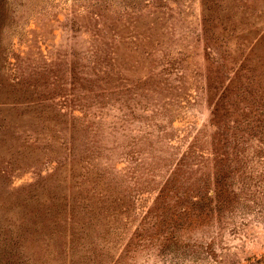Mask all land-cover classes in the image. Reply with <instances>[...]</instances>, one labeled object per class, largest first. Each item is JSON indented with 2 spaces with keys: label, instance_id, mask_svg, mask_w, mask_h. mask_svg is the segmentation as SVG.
<instances>
[{
  "label": "rangeland",
  "instance_id": "obj_1",
  "mask_svg": "<svg viewBox=\"0 0 264 264\" xmlns=\"http://www.w3.org/2000/svg\"><path fill=\"white\" fill-rule=\"evenodd\" d=\"M217 3L203 27L202 0H0V264H264L259 134L227 142L224 107L209 122L216 96L264 74V0ZM151 25L181 76L138 53ZM217 130L223 203L192 210L185 185L159 201Z\"/></svg>",
  "mask_w": 264,
  "mask_h": 264
},
{
  "label": "trees",
  "instance_id": "obj_2",
  "mask_svg": "<svg viewBox=\"0 0 264 264\" xmlns=\"http://www.w3.org/2000/svg\"><path fill=\"white\" fill-rule=\"evenodd\" d=\"M217 2H220V0H202V3L206 5L204 7L205 12L203 11L201 17V24L203 23V27L205 20L207 21L211 19L210 12L212 16V12L217 8ZM157 19V22H161L158 16ZM152 28L154 30L155 26L151 25L150 27H147V29L149 30H146L145 33H139L138 43L146 44V46L143 47L146 49H143L144 51L138 50V53H146L147 55H149V57H156V55H154L153 43L162 41L161 36L164 35V31H162V33H158L157 31L154 32ZM138 43H136V45ZM137 49L138 47L135 46L130 50L137 54ZM156 58H158L157 60L160 61L161 70H151V73H153V75L168 76L167 74L175 69L177 72L174 74H180L181 76L182 68L184 67V65L182 63L181 65L175 57H171L169 53H163ZM241 68L242 66L236 68L233 72L235 73L234 76H230L228 78V87L235 83L237 73ZM103 69V66L101 67L100 64L95 65L94 73H97L100 70L102 71ZM149 70L150 69H148V71ZM262 76H264V74L249 75V80H245V85L233 84V86L236 87L235 91L226 92L225 94L224 92L220 93V95L216 96L211 102L209 117L210 124L218 126L217 118L219 116L220 108L224 107L228 110L230 109L232 114H235L233 115L232 119L233 124L227 126L226 133H223L224 135H222L223 138L224 136H227V142L231 139L230 137L232 132L233 135L237 134L236 129L238 125L244 124L246 125L245 127H247L249 124V135L255 137L256 135L254 132H258L259 135L256 139L259 140L260 145H263L262 147L264 149V78L263 82H261L260 80ZM248 98L249 101H246V99ZM244 100L245 103H242L243 105L241 107L236 106L237 103H239L240 101L243 102ZM216 132L220 134V130L215 131V133L209 134V136H211V139H208L209 143L205 148L207 153L201 149V145L198 143L200 138L197 135L192 138L187 146V149L175 159L172 167L164 177L158 189V199H160L159 201H164L165 197L169 195L170 191L175 187L179 185H185L188 191L192 192L190 194L192 200H190L189 203L192 210L198 205L200 206V208H202L200 210H203V208H206V210H212L223 203L220 199V195L222 194V188H224L226 184L221 185L220 177L217 175L218 161L221 158L219 156L222 154V152H220L216 146ZM244 132H246V130H244ZM257 152L260 151L257 150ZM193 165H195L196 168H193ZM154 170L155 169H152V171ZM199 171L201 173H199ZM194 179H196L198 182H194ZM175 195H178L177 190L175 191ZM202 196L205 197L202 198ZM156 208H158V206H154V209ZM181 208V210L185 211L186 205H183Z\"/></svg>",
  "mask_w": 264,
  "mask_h": 264
}]
</instances>
